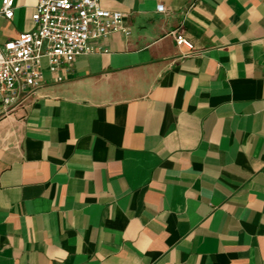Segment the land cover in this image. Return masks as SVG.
Instances as JSON below:
<instances>
[{"label":"crops","instance_id":"crops-1","mask_svg":"<svg viewBox=\"0 0 264 264\" xmlns=\"http://www.w3.org/2000/svg\"><path fill=\"white\" fill-rule=\"evenodd\" d=\"M99 4L130 34L0 95V264H264V0Z\"/></svg>","mask_w":264,"mask_h":264},{"label":"built area","instance_id":"built-area-1","mask_svg":"<svg viewBox=\"0 0 264 264\" xmlns=\"http://www.w3.org/2000/svg\"><path fill=\"white\" fill-rule=\"evenodd\" d=\"M15 0H2L0 19H12ZM157 10L165 12L159 5ZM121 11L104 9L99 0H37L33 14L35 30L0 43V95L18 99L40 87L43 68L62 78L67 65L92 52L91 39L107 37L115 31L129 35ZM178 45L194 50L183 28L171 32Z\"/></svg>","mask_w":264,"mask_h":264}]
</instances>
